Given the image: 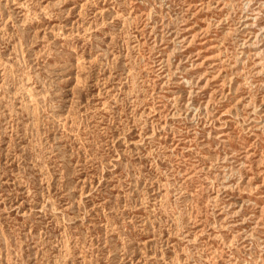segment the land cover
I'll list each match as a JSON object with an SVG mask.
<instances>
[{
    "label": "rangeland",
    "instance_id": "obj_1",
    "mask_svg": "<svg viewBox=\"0 0 264 264\" xmlns=\"http://www.w3.org/2000/svg\"><path fill=\"white\" fill-rule=\"evenodd\" d=\"M0 264H264V0H0Z\"/></svg>",
    "mask_w": 264,
    "mask_h": 264
}]
</instances>
